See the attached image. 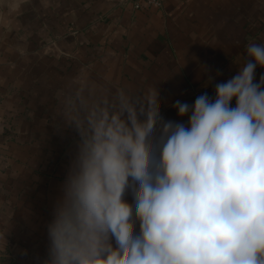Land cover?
<instances>
[{
	"label": "crops",
	"instance_id": "obj_1",
	"mask_svg": "<svg viewBox=\"0 0 264 264\" xmlns=\"http://www.w3.org/2000/svg\"><path fill=\"white\" fill-rule=\"evenodd\" d=\"M160 1L0 0V264L49 259L82 107L120 94L146 107L158 93L164 120L187 125L175 101L214 99L247 45L264 44V0ZM124 198L134 203L130 189Z\"/></svg>",
	"mask_w": 264,
	"mask_h": 264
},
{
	"label": "clouds",
	"instance_id": "obj_2",
	"mask_svg": "<svg viewBox=\"0 0 264 264\" xmlns=\"http://www.w3.org/2000/svg\"><path fill=\"white\" fill-rule=\"evenodd\" d=\"M246 53L214 99L175 101L187 125L158 93L82 107L44 264H264V44Z\"/></svg>",
	"mask_w": 264,
	"mask_h": 264
},
{
	"label": "built area",
	"instance_id": "obj_3",
	"mask_svg": "<svg viewBox=\"0 0 264 264\" xmlns=\"http://www.w3.org/2000/svg\"><path fill=\"white\" fill-rule=\"evenodd\" d=\"M122 3L132 5L135 9L142 7L159 8L161 6L160 0H121Z\"/></svg>",
	"mask_w": 264,
	"mask_h": 264
}]
</instances>
